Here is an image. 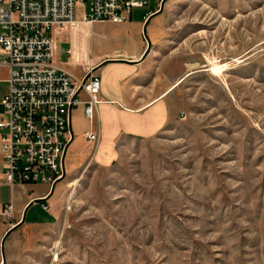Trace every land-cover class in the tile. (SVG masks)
<instances>
[{"label": "rangeland", "instance_id": "obj_1", "mask_svg": "<svg viewBox=\"0 0 264 264\" xmlns=\"http://www.w3.org/2000/svg\"><path fill=\"white\" fill-rule=\"evenodd\" d=\"M162 13L159 58L180 82L167 128L123 138L108 166L85 163L77 139L51 211L37 203L26 223L55 217L6 264H264V0ZM8 91L2 75L0 104Z\"/></svg>", "mask_w": 264, "mask_h": 264}, {"label": "built area", "instance_id": "obj_2", "mask_svg": "<svg viewBox=\"0 0 264 264\" xmlns=\"http://www.w3.org/2000/svg\"><path fill=\"white\" fill-rule=\"evenodd\" d=\"M147 5L137 0H0V71L7 72L9 85L1 102L8 121L0 120L7 185L41 183L52 189L65 177L66 154L74 141L72 112L85 106V117L97 119L100 77L89 73L78 79L57 65L53 33L74 26L80 8L90 25L121 24ZM85 136L97 147L99 133ZM42 208L50 211L48 204ZM14 211L7 204L2 217L12 221Z\"/></svg>", "mask_w": 264, "mask_h": 264}, {"label": "crops", "instance_id": "obj_3", "mask_svg": "<svg viewBox=\"0 0 264 264\" xmlns=\"http://www.w3.org/2000/svg\"><path fill=\"white\" fill-rule=\"evenodd\" d=\"M137 1H147L148 5L133 10L125 23L90 25L83 21L85 10L80 8L74 26L57 30L52 35L57 65L78 79L89 73L101 79L97 119L90 122L85 117V106L75 109L71 115L74 141L67 154L77 139L84 138L87 148L92 149L91 153H85V163L111 165L119 158L118 146L123 138L157 137L170 122V95L180 82H171L167 64L159 58L162 45L159 40L163 33V13L160 11L165 0ZM105 26L111 27L112 32L105 33L102 30ZM2 75L6 81L5 70L0 71V78ZM82 98L88 100L85 95ZM0 120L8 121L2 104ZM87 132L99 133L97 147L87 141ZM2 134L0 130V264H6V257L9 260L11 252L27 249L26 234L41 229L48 219L55 217L51 212L49 218L39 225L26 223L27 212L37 203H41L42 210V204L51 206L58 184L53 192L49 186L44 191L35 192L29 189L32 184L7 185L1 155ZM43 198L46 199L41 202ZM7 204H13L15 208L12 221L2 217Z\"/></svg>", "mask_w": 264, "mask_h": 264}, {"label": "water", "instance_id": "obj_4", "mask_svg": "<svg viewBox=\"0 0 264 264\" xmlns=\"http://www.w3.org/2000/svg\"><path fill=\"white\" fill-rule=\"evenodd\" d=\"M162 8H163V6H162ZM162 8H161V9H162ZM56 185H57V184H56ZM56 185L53 186V188H52V192L54 191V188L56 187Z\"/></svg>", "mask_w": 264, "mask_h": 264}, {"label": "trees", "instance_id": "obj_5", "mask_svg": "<svg viewBox=\"0 0 264 264\" xmlns=\"http://www.w3.org/2000/svg\"><path fill=\"white\" fill-rule=\"evenodd\" d=\"M41 202H43V201H41Z\"/></svg>", "mask_w": 264, "mask_h": 264}]
</instances>
